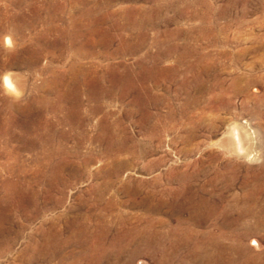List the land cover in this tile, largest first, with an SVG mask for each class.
Instances as JSON below:
<instances>
[{"label": "rangeland", "instance_id": "rangeland-1", "mask_svg": "<svg viewBox=\"0 0 264 264\" xmlns=\"http://www.w3.org/2000/svg\"><path fill=\"white\" fill-rule=\"evenodd\" d=\"M0 264H264V0H0Z\"/></svg>", "mask_w": 264, "mask_h": 264}, {"label": "bare ground", "instance_id": "bare-ground-1", "mask_svg": "<svg viewBox=\"0 0 264 264\" xmlns=\"http://www.w3.org/2000/svg\"><path fill=\"white\" fill-rule=\"evenodd\" d=\"M13 39V38H12ZM8 41V40H7ZM13 42H15L14 40H13ZM8 43V42H7ZM6 43V44H7ZM11 44V43H10ZM14 44V43H13ZM16 44V43H15ZM8 47V46H7ZM10 75H8V76H6L5 78H4V81H3V83H4V87H5V89H6V91L7 92H16V91H18L19 89H21L20 87V83H18V81H16L15 79H13V78H11V77H9ZM13 77V76H12ZM21 81V80H20ZM23 86V85H22ZM23 91V89L21 90V92ZM20 92V93H21ZM9 93V94H10ZM14 93H12V94H14ZM19 94V93H18ZM18 96V95H17ZM235 124V123H234ZM238 125V124H237ZM245 131V130H244ZM228 133H229V135L233 138L232 139V147H233V150L234 151H236V152H242L243 151V149H244V147H245V145H247L246 143H247V141H248V136H249V134H248V132H247V134L246 133H244L239 127H237V126H233L232 128H231V130L230 131H228ZM228 138V137H227ZM250 138V137H249ZM251 139H253L252 137H251ZM251 139H250V141H251ZM231 140V139H230ZM252 142V141H251ZM250 142V143H251ZM222 144V143H221ZM231 144V143H230ZM229 146V145H228ZM231 146V145H230ZM247 146H250V145H247ZM248 150V149H247ZM246 151V150H245ZM250 152V151H249ZM245 153V152H244ZM251 154V153H250ZM240 154L238 153V156H239ZM246 156V155H245Z\"/></svg>", "mask_w": 264, "mask_h": 264}]
</instances>
